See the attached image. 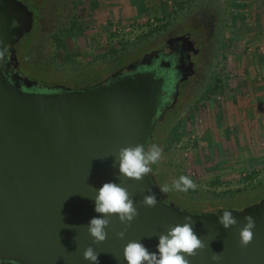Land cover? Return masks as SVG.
I'll list each match as a JSON object with an SVG mask.
<instances>
[{
    "label": "water",
    "instance_id": "water-1",
    "mask_svg": "<svg viewBox=\"0 0 264 264\" xmlns=\"http://www.w3.org/2000/svg\"><path fill=\"white\" fill-rule=\"evenodd\" d=\"M34 22L20 0H0V264H91L83 258L90 245L99 264H127L128 241H141L155 252L158 236L185 216L193 217L204 243L187 257L189 264H213L214 253L221 255L217 264H264V199L242 210L228 209L238 223L225 230L217 220L225 209H183L165 200L151 172L135 180L120 175L118 163L113 166L121 148L151 145L166 113L165 78L154 70L135 71L133 64L99 84L72 90L46 89L17 68L11 75L15 47L33 31ZM175 42L183 48L194 45L187 36L176 38L161 54ZM189 68L179 81L187 79ZM107 181L127 189L137 215L130 225L110 217L107 239L97 244L87 224L102 215L95 212L93 198ZM149 193L157 197L154 207L143 204ZM247 215L255 218L256 228L244 247L239 232Z\"/></svg>",
    "mask_w": 264,
    "mask_h": 264
},
{
    "label": "rangeland",
    "instance_id": "rangeland-1",
    "mask_svg": "<svg viewBox=\"0 0 264 264\" xmlns=\"http://www.w3.org/2000/svg\"><path fill=\"white\" fill-rule=\"evenodd\" d=\"M48 1L39 34H28L22 40L18 60L23 76L30 81L67 88L104 78L112 66L157 48L169 36L206 31L204 22L215 16L217 36L205 81L193 94V84L188 86L178 116L158 129L159 135L154 134L162 150L161 172L171 185L181 175L189 176L196 188L176 193L204 212H213L219 201L233 204L220 210H237L235 202L255 201L264 194V142L231 129L226 111L235 85L226 81L240 76L234 58L244 40L240 38L243 28H248L246 8L251 0ZM74 17L78 30L68 29ZM66 29L64 51L56 56L53 35ZM216 80L221 81L223 90L212 96ZM225 191L234 195L216 198Z\"/></svg>",
    "mask_w": 264,
    "mask_h": 264
},
{
    "label": "clouds",
    "instance_id": "clouds-1",
    "mask_svg": "<svg viewBox=\"0 0 264 264\" xmlns=\"http://www.w3.org/2000/svg\"><path fill=\"white\" fill-rule=\"evenodd\" d=\"M162 150L158 145L152 144L145 148L144 145L129 146L121 148L118 157L113 161V166L118 163L120 175L141 180L145 174L151 171V165L155 164L161 157ZM196 183L187 175H181L175 180L171 188L165 184L160 187L162 193L172 189L186 192L195 189ZM95 212L102 214L94 216L87 224V229L94 243H102L107 239L106 229L110 224V217L118 216L121 224L130 225L137 215L134 199L127 189L115 181H107L95 190L93 198ZM158 203L154 193H149L143 198V204L154 207ZM246 223L240 229L239 237L242 246L247 247L253 240L256 220L252 215L244 217ZM218 223L228 230L235 226L238 221L232 211L224 210L217 217ZM195 220L192 216H185L184 222L176 224L168 229L166 233L158 236L156 251L150 252L141 241L130 240L124 247V260L127 264H189L187 257L196 253L204 247V243L195 230ZM121 239L126 236L125 231L118 233ZM83 258L91 264H99L98 253L94 247L88 246L83 252ZM221 255L214 253L213 264L220 261Z\"/></svg>",
    "mask_w": 264,
    "mask_h": 264
},
{
    "label": "flooded vegetation",
    "instance_id": "flooded-vegetation-1",
    "mask_svg": "<svg viewBox=\"0 0 264 264\" xmlns=\"http://www.w3.org/2000/svg\"><path fill=\"white\" fill-rule=\"evenodd\" d=\"M214 22L215 16H209L204 22L205 27H207L208 30L205 31L203 29H196L192 30L191 34L184 32L183 34L169 36L157 48L142 55L138 54L134 58L128 59L126 61H121L115 66H112L110 68L112 69V71H110L109 74H107L104 78L87 85L76 86L75 88L70 87V89L77 90L86 86L99 84L107 80L115 73L123 71L126 67L133 64L135 65V71H156L158 77L165 78L167 85V89L165 88V95L163 100V106L166 109V113L164 116V120L157 123L155 126L153 138L151 141L152 144V142L155 141L154 134L158 132L159 135L160 130L158 129L162 127L165 128L167 125H165L166 121H171L178 116L179 111L182 108L180 107L181 101L184 96L188 95V86H191L193 84V89L190 90V92L193 94L197 89L201 87V84L205 81L208 68L211 63V55L213 49L215 48L214 41L217 36V24ZM184 36H187L194 43L193 47L191 45H186V47L183 48L182 42H175L173 43L171 48L167 50V53L165 51L164 55L161 54L169 41ZM19 45L15 47V54L12 56L14 58V62L12 58L11 63L8 64V66L10 67L8 71L12 75L14 71L13 68H17L16 70L20 73L21 76H23L21 72V63L18 60ZM189 64L190 68L188 69L189 73L187 79L183 82L179 81V77H181L183 71L189 67ZM175 66H179L180 69H175ZM36 83L39 84V86H44L46 89H52L55 87L40 84L38 82Z\"/></svg>",
    "mask_w": 264,
    "mask_h": 264
},
{
    "label": "crops",
    "instance_id": "crops-1",
    "mask_svg": "<svg viewBox=\"0 0 264 264\" xmlns=\"http://www.w3.org/2000/svg\"><path fill=\"white\" fill-rule=\"evenodd\" d=\"M246 12L248 28H243L244 36L240 38L244 40L234 58L240 65V76L231 77L235 85L226 111L231 129L247 132L248 139L250 133L253 141L264 142V0H251Z\"/></svg>",
    "mask_w": 264,
    "mask_h": 264
},
{
    "label": "trees",
    "instance_id": "trees-1",
    "mask_svg": "<svg viewBox=\"0 0 264 264\" xmlns=\"http://www.w3.org/2000/svg\"><path fill=\"white\" fill-rule=\"evenodd\" d=\"M22 1L28 8L29 10L34 14V18H35V30H33L30 35L28 36H32V37H35L37 34H39L40 32V26H39V21L41 20L42 18V10L48 6L49 4V1L48 0H20ZM68 29L70 30H78L79 27H78V20L74 17L73 20L71 21L70 23V26L68 27ZM157 30V29H155ZM154 31V30H153ZM151 31V32H153ZM67 32V29L66 31H60V32H57V33H54L53 35V40H54V45L56 47V50H57V53L56 56L59 55V52L64 51V45H63V35L65 36ZM152 34V33H151ZM22 46V43L18 46V51H19V54L22 53V49L19 50V48ZM125 46L123 45V48ZM127 50V49H126ZM125 50V51H126ZM111 51L113 53H115L116 55H118L120 52H118V50L116 49H111ZM222 83L221 81H219L217 84H215L213 86V89H212V96H215L216 94L218 95L219 93L222 92L223 88H222ZM167 123V121H166ZM165 123V125H166ZM179 140V139H178ZM152 144H155L156 145V140L152 142ZM151 144V145H152ZM161 162L158 160L155 164H152L150 167H151V174L153 175V177L155 178V181L157 183V186H158V189L160 191V187L167 184L170 188H171V184L170 182H168V180L165 178V176L162 174V168L160 166ZM160 193L162 194V196L165 198V200L169 203H175L176 205L180 206L181 208L183 209H186V210H189V211H192V212H198V213H215L217 211H219L220 209L222 208H226V206H232L233 204L232 203H228L227 201H219L217 204H215L212 208H213V212H207V211H203V210H200L199 209V205H195V204H190L188 202H186L183 198H179L177 193H176V190L175 189H172L170 190L169 192L167 193H162L160 191ZM234 193H232V191H225L223 193H218L216 194V198H218L219 200L223 199L224 197H227V196H233ZM264 199V194L262 195H258L257 197V200L255 201H248V200H244V201H241L240 203L239 202H235L237 203L236 206H238L237 210H242L250 205H253L257 202H259L260 200ZM248 202V204H247Z\"/></svg>",
    "mask_w": 264,
    "mask_h": 264
},
{
    "label": "built area",
    "instance_id": "built-area-1",
    "mask_svg": "<svg viewBox=\"0 0 264 264\" xmlns=\"http://www.w3.org/2000/svg\"><path fill=\"white\" fill-rule=\"evenodd\" d=\"M227 80H228V81H226V82H228V85H229V84H230V82H231V81H230V78H229V79H227Z\"/></svg>",
    "mask_w": 264,
    "mask_h": 264
}]
</instances>
